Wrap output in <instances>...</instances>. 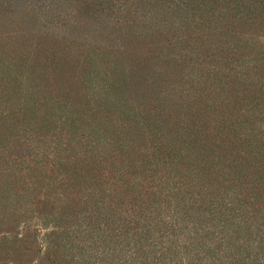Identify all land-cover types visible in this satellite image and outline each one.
Returning <instances> with one entry per match:
<instances>
[{
    "label": "rangeland",
    "instance_id": "1",
    "mask_svg": "<svg viewBox=\"0 0 264 264\" xmlns=\"http://www.w3.org/2000/svg\"><path fill=\"white\" fill-rule=\"evenodd\" d=\"M262 133L264 0H0V264H264Z\"/></svg>",
    "mask_w": 264,
    "mask_h": 264
},
{
    "label": "trees",
    "instance_id": "2",
    "mask_svg": "<svg viewBox=\"0 0 264 264\" xmlns=\"http://www.w3.org/2000/svg\"><path fill=\"white\" fill-rule=\"evenodd\" d=\"M135 117L136 116H134L133 118H135ZM135 127H136V125H135ZM128 133H129L128 135H129V137L131 139H133L136 136V130L135 129L133 131L128 132ZM181 134H183L184 138H182V139L177 141L176 136H177V138H179V137L182 136ZM262 134L264 135V133H262ZM173 138L176 141V143H178L179 141H182L183 144H184V147H185L184 148V152H185L184 154L185 155L183 157L184 161H186V163H188V164H196L198 167L200 166V170H199L200 173L199 174L201 176H203L204 178L208 179L209 181H211V180H210L208 171L211 172V168L215 169V168H219L220 166H223L224 165V160L227 161L228 162L227 164L232 167V169H233L232 173L234 171V167L237 168V172L238 173H242L243 170H245L243 168H246L247 166H249V165H242L243 163L241 162V158H239L238 151L236 150V148H233V146H232L233 144H228V145L227 144H222L221 147H224V149H222V150L224 151L225 154L217 156V160L214 162L215 159L213 160V155H214L213 154V151H214L213 149H210V156H207L205 158L201 157V155L198 152L197 144L192 141L193 139L196 141V137H195V135L193 134L192 131L188 132L187 129H186L185 132L180 131ZM225 148H228V149H225ZM257 148L259 149L258 146H256V149ZM257 153H259L260 158H257V156H256ZM226 155L228 156V158L225 159ZM254 158H255L256 161H258V165L260 166L259 168L256 167V170L257 171H261L262 169H264V164H263L264 161H260L261 159L264 158V151L255 150L254 151ZM205 164L211 165L212 167L210 169L206 168L207 165H205ZM238 164H240V165H238ZM201 166H203V168ZM205 168L207 169V171H206ZM224 230H225V228H224ZM240 232H242V228L241 227L239 228V232H234V230H233L231 232H226V233H227L228 236L233 238V236H232L233 233H235V234H237L239 236ZM243 232H244V230H243ZM237 237H236V239H237ZM228 242H229V245H230V243L232 241L230 240ZM227 248H228V246H227Z\"/></svg>",
    "mask_w": 264,
    "mask_h": 264
}]
</instances>
